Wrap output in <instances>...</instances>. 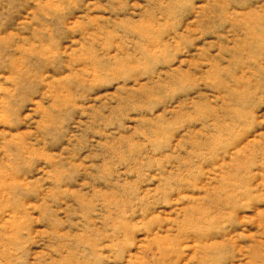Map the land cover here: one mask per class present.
Wrapping results in <instances>:
<instances>
[{"label": "clouds", "instance_id": "1", "mask_svg": "<svg viewBox=\"0 0 264 264\" xmlns=\"http://www.w3.org/2000/svg\"><path fill=\"white\" fill-rule=\"evenodd\" d=\"M0 264H264V0H0Z\"/></svg>", "mask_w": 264, "mask_h": 264}]
</instances>
